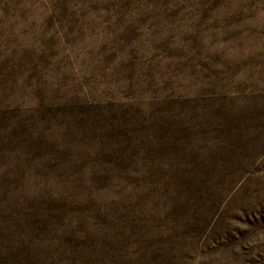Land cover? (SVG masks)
Returning a JSON list of instances; mask_svg holds the SVG:
<instances>
[{"label": "rangeland", "instance_id": "374dc122", "mask_svg": "<svg viewBox=\"0 0 264 264\" xmlns=\"http://www.w3.org/2000/svg\"><path fill=\"white\" fill-rule=\"evenodd\" d=\"M0 264H264V0H0Z\"/></svg>", "mask_w": 264, "mask_h": 264}]
</instances>
